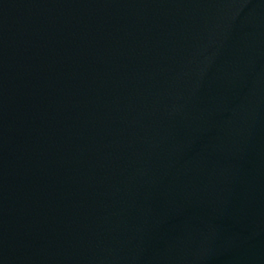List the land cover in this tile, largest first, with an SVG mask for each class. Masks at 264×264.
Returning a JSON list of instances; mask_svg holds the SVG:
<instances>
[{
	"label": "water",
	"instance_id": "95a60500",
	"mask_svg": "<svg viewBox=\"0 0 264 264\" xmlns=\"http://www.w3.org/2000/svg\"><path fill=\"white\" fill-rule=\"evenodd\" d=\"M260 264H264V143L261 183Z\"/></svg>",
	"mask_w": 264,
	"mask_h": 264
}]
</instances>
